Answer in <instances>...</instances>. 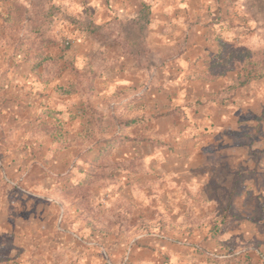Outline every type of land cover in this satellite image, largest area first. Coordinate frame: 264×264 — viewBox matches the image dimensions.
Segmentation results:
<instances>
[{
  "label": "rangeland",
  "instance_id": "obj_1",
  "mask_svg": "<svg viewBox=\"0 0 264 264\" xmlns=\"http://www.w3.org/2000/svg\"><path fill=\"white\" fill-rule=\"evenodd\" d=\"M0 264H264V0H0Z\"/></svg>",
  "mask_w": 264,
  "mask_h": 264
},
{
  "label": "trees",
  "instance_id": "obj_2",
  "mask_svg": "<svg viewBox=\"0 0 264 264\" xmlns=\"http://www.w3.org/2000/svg\"><path fill=\"white\" fill-rule=\"evenodd\" d=\"M45 59H47L46 57H42V58H40V60H45ZM131 122H132V120H131ZM113 138H111L110 140H112ZM110 143L111 144H109L108 146L109 147H111L113 144L112 143H114V142H112V141H110Z\"/></svg>",
  "mask_w": 264,
  "mask_h": 264
}]
</instances>
